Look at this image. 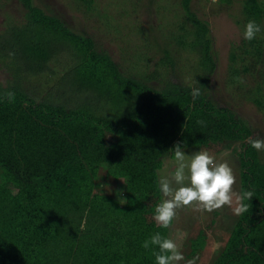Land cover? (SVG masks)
<instances>
[{
	"label": "trees",
	"instance_id": "trees-1",
	"mask_svg": "<svg viewBox=\"0 0 264 264\" xmlns=\"http://www.w3.org/2000/svg\"><path fill=\"white\" fill-rule=\"evenodd\" d=\"M32 1L17 0L23 8V20L31 16L34 22L50 25L68 37H81L67 28L71 27V24L69 23L70 26L68 23L65 24L63 15L61 16L57 10H53L42 0H38V6H33ZM72 1L80 2L86 9L93 11L94 4L90 0ZM72 1L66 3L68 8L73 7ZM239 1L238 10L241 18L236 23L241 27L240 37L237 43L230 44L228 48L226 81L230 86L241 88L242 84L239 82L241 77L251 76L256 70L257 81L248 100L259 111H263L264 3L260 6L257 0ZM151 5L152 0H147L146 6ZM177 8L181 10L183 19L178 20L172 28L174 30L168 33L166 46L163 48L158 46L156 52L162 53L168 69L179 67L177 53L195 55L193 76L197 84L203 88L200 89L201 94L195 102L191 95L192 91L189 92L188 89L190 86L180 88L185 98L191 97L186 120L176 113L186 108V103L182 101L173 100L176 102V109L172 114L167 104L160 110L148 112L147 115L150 117L142 126L153 129L154 140L161 136V129L157 125L159 122L169 121L172 124V130L168 131L165 137H160L162 150L168 152L162 158L165 159L160 161L161 164L174 158L170 150L178 142H183L186 149L198 150L199 132L196 128L202 126L200 128L204 130L211 120H219L237 127V137L240 141L242 138L247 140L250 133L244 121L236 118L227 108L215 105L204 94V91L209 89L208 81L216 64L209 29L205 21L190 12L189 0H179ZM0 10L3 11L2 16L5 20L0 30V68L2 72L7 70L15 80L13 82L15 86L0 85V264H73L72 254L80 256L83 264H155L151 254L155 250L154 247L146 250L142 244L157 232L166 236L167 229H161L158 225L150 226L146 222V216L155 209L154 205L152 206L153 202L151 204L150 201L155 203L161 201L158 184L162 177L159 173L161 166L147 170L135 164L130 158V153L119 157L118 154H114L116 150L113 151V156L108 157L104 152L107 149L111 150L112 145L106 142L107 136L108 138L111 135L117 136L119 141L122 140L119 137H123L114 135L109 128L101 130L102 138L94 147L96 152L89 154L86 150L75 151L71 147H77L78 144L82 146L84 143L80 144L77 140L71 139L57 127L53 113L42 112V116L35 117L30 122L22 110L24 104L21 99L22 92L15 94L14 102L9 103L3 99L6 92L13 90L16 92V88L24 90L23 87L30 84L27 83L29 78L42 73L51 74L50 69H45L51 55L47 52L48 44L45 41L40 44L39 41L27 42L28 39L24 37L27 26L24 29H17L12 25L9 10L2 5ZM89 16L94 15L91 13ZM249 20L255 21L262 28L261 33L251 42L243 38L244 26ZM96 21L99 25L104 24L102 20ZM86 22L87 24L94 22L93 17H87ZM84 23H79L80 27H83ZM12 32L13 37L10 35ZM8 37V42L11 41L9 46L6 41ZM80 40L86 48H82V43L78 44L75 48L77 52L88 50L90 53L85 58L103 61L105 70L111 72L118 83L131 85L140 93L162 87L159 72L158 75L142 77L136 73L138 71L134 67H130L132 75L126 78L121 73L122 68L118 69L106 53L93 48L91 45L93 41L90 38L81 37ZM16 41L21 42V45H15ZM104 76L106 74H103ZM153 78L160 84H155ZM191 84L193 89L195 85L193 82ZM152 92L168 99L172 94L169 87L157 93ZM132 99L135 101L134 96ZM148 110L150 107L144 108L141 113L146 114ZM122 116L127 117V114L122 113L120 117ZM179 133L180 137L176 140ZM141 141L142 139L137 136L135 143ZM248 141L243 143V150L239 153L238 167L245 175H240V186L241 192L253 191L254 196L250 201H245L250 205L249 211L236 217L220 250L221 253L219 252L213 264H264V161L261 159L263 152L259 153L253 149ZM125 143L131 144L128 139H125ZM58 149L62 151H57ZM58 154H62L64 159L53 164V158ZM120 178L122 182L119 184L116 181ZM105 185L109 188L114 187L112 192H105L102 189ZM117 193L121 195L118 197ZM93 197L101 200L91 203ZM119 198L125 199L127 203L121 205L118 202ZM50 201L56 204L58 212L67 209L80 215L69 220L67 227L53 226L51 211L47 209H51V206H48L51 205ZM257 208L261 217L242 227V221ZM238 227H241V230H238ZM233 242L238 246L232 247Z\"/></svg>",
	"mask_w": 264,
	"mask_h": 264
},
{
	"label": "rangeland",
	"instance_id": "rangeland-1",
	"mask_svg": "<svg viewBox=\"0 0 264 264\" xmlns=\"http://www.w3.org/2000/svg\"><path fill=\"white\" fill-rule=\"evenodd\" d=\"M70 1L72 0H42L53 10H57L61 16L63 15L65 24L68 23L69 26L71 24V27H67L69 30L80 34L82 39L90 38L95 50L106 53L118 69L122 68L121 73L124 77L130 78L132 67L142 77L150 74L158 75L159 72L162 77V87L140 93L131 85L118 83L112 73L105 70L103 61L94 58L95 62L85 58L90 53L88 50L77 52L75 48L82 43L81 37H68L50 25L34 22L31 16L23 20V8L17 0H0V5L9 10L8 13L12 15L10 19L13 21V26L17 29H24L27 26L24 36L28 39L27 42L39 41L38 44H40L45 41L48 44L47 52L51 55L45 66L46 70H51V74L42 73L31 77L27 80L30 84L23 87L24 90L16 88V92L12 91L15 94L22 92L21 99L24 102L22 110L25 116L32 122L35 117L42 116V112L53 113L57 127L71 139L77 140L80 144L84 143L82 146L78 144L77 147L71 148L75 151L86 150L89 154L96 152L94 147L102 138L101 130L109 128L114 135L123 137H119L122 138L119 141L117 136L111 135L109 138L107 136L106 142L112 145L111 150L107 149L104 152L108 157L115 150L114 154H118L119 157L130 153V158L135 164L147 170L160 165V175L168 176L174 171L177 162L173 158L160 163L168 153L162 150L160 137H165L168 131L172 130V124L169 121L159 122L157 125L161 129V136L155 140L153 129H146L142 125L150 117L147 115L148 112L160 110L164 108L163 105L167 104L172 114L176 109V102L173 100L186 103V108L176 113L183 120L188 118L187 109L191 97L185 98L180 88L190 86L189 92L192 91L191 83L194 78L193 67L196 64V56L179 52L177 53L179 67L168 69L162 53L156 52L158 46L162 48L166 46L168 33L174 30L172 28L178 20L183 19H181L183 16L181 10L177 8L179 0H152L151 7L146 6L147 0H90L94 4L92 12L77 1H72L73 7L68 8L66 3ZM37 2L38 0H33L32 5L38 6ZM239 2V0H220L219 4V0H189L190 12L198 19L205 21L209 29L212 49L216 54L215 69L208 81L209 89L204 91V94L215 105L227 108L236 118L247 124L250 131L247 140L264 139V110L259 111L248 100L257 81V71L254 70L251 76L241 77L239 81L242 84L241 88L230 86L226 81L228 48L230 44L237 43L240 37L241 27L236 23L241 18L238 10ZM263 3L264 0H257L258 5L262 6ZM91 13L94 16H89ZM2 14L3 11L0 10V30L5 22ZM87 17H93L94 22L87 24ZM96 19L104 21V24L99 25ZM82 22L85 23L83 27H80L79 23L82 24ZM10 35L13 37V32ZM9 37L6 39L7 46L11 43V41L8 42ZM95 39L100 43H97ZM15 45L19 46L21 42L16 41ZM81 46L85 47L83 43ZM103 74L106 76L103 77ZM155 79L153 78L154 83L160 84ZM14 81L7 70L2 72L0 68V85L15 86ZM167 87L172 91L169 99L161 98V94L156 95L152 92L157 93ZM262 95L264 97V92ZM146 107H150V110L146 114L141 113V110ZM122 113L127 114V117H120ZM200 127L196 128L199 132L197 134L198 150L185 147V154L190 156L194 152L207 151L216 158L217 162L227 161L236 175L235 190L241 192L240 175H245L241 173L238 161L239 153L243 150V143L247 140L245 138L238 140L237 127L219 120H211L204 130ZM180 134L175 138L176 140ZM137 136L142 139L141 143H135ZM125 139L130 140L131 144L127 145ZM173 139L169 142L170 144ZM258 152H263L261 159L264 161V151ZM62 159H64L62 154L56 155L53 158V164H57ZM244 181L245 177H243V184ZM116 182L120 184L122 179ZM113 188L106 185L102 187L107 193L112 192ZM159 195L162 200L161 193ZM94 197L91 203L101 200ZM150 202L151 204L153 202L152 206L154 205L155 208L161 201ZM50 204L48 206H51L52 210L47 209L51 211L50 218L53 226L67 227L69 220L80 215L67 209L58 212L56 204L53 201H50ZM153 216L154 210L146 216V222L150 226L157 225ZM236 217L237 215L229 207H223L211 213L198 211L194 207H185L178 210L172 227L166 230V236L177 239L186 261L193 260L194 264H213L221 253L220 250ZM260 217V211L257 208L242 221L241 226ZM238 230H241V227H238ZM233 243L232 247L238 246L235 242ZM71 261L73 264H83V259L74 254Z\"/></svg>",
	"mask_w": 264,
	"mask_h": 264
},
{
	"label": "clouds",
	"instance_id": "clouds-1",
	"mask_svg": "<svg viewBox=\"0 0 264 264\" xmlns=\"http://www.w3.org/2000/svg\"><path fill=\"white\" fill-rule=\"evenodd\" d=\"M261 31L260 25L249 20L244 26L243 38L251 42ZM193 83L195 87L191 95L195 102L203 87L199 86L194 78ZM3 99L9 103L14 102L15 93L6 92ZM248 142L253 149L264 151V139H249ZM184 148L183 142L173 146L170 151L177 162L176 167L171 174L162 177L158 182L163 199L156 205L153 219L161 229L171 228L178 210L185 207H194L198 211L208 213L229 207L237 216L249 211L250 205L245 201H250L254 192L235 190L236 175L227 161L217 162L207 151L194 152L188 156ZM117 195L119 197L121 194ZM118 202L121 205L127 203L123 198H119ZM142 247L146 250L154 247L155 250L151 254L155 264H194L193 260H185L177 239L163 236L160 232L145 240Z\"/></svg>",
	"mask_w": 264,
	"mask_h": 264
}]
</instances>
